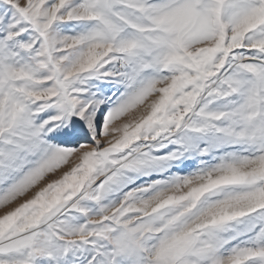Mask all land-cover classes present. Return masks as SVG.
<instances>
[{"label": "snow or ice", "instance_id": "6c2138e0", "mask_svg": "<svg viewBox=\"0 0 264 264\" xmlns=\"http://www.w3.org/2000/svg\"><path fill=\"white\" fill-rule=\"evenodd\" d=\"M0 264H264V0H0Z\"/></svg>", "mask_w": 264, "mask_h": 264}]
</instances>
